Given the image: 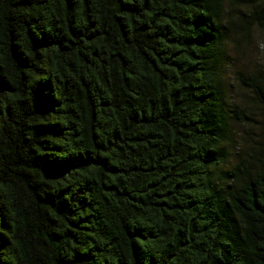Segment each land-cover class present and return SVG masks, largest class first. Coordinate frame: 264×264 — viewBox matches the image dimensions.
I'll use <instances>...</instances> for the list:
<instances>
[{"label":"trees","instance_id":"1","mask_svg":"<svg viewBox=\"0 0 264 264\" xmlns=\"http://www.w3.org/2000/svg\"><path fill=\"white\" fill-rule=\"evenodd\" d=\"M0 264H264V0H0Z\"/></svg>","mask_w":264,"mask_h":264},{"label":"rangeland","instance_id":"2","mask_svg":"<svg viewBox=\"0 0 264 264\" xmlns=\"http://www.w3.org/2000/svg\"><path fill=\"white\" fill-rule=\"evenodd\" d=\"M260 44V40L258 39H254L251 43L245 45H240L239 50L237 52V54H234V58L236 60V62L239 64L240 68L243 69V71L248 70V68L257 61V59L259 58L258 56L261 54V49L263 48L262 46H259ZM245 69V70H244ZM234 97L237 98L238 102L240 104H242L244 107H251L249 106V101L247 100V98L244 95H241V92H239V89L237 87H235L234 89ZM231 91H233V89L231 88ZM254 112V111H253ZM255 127H258V125L253 124ZM252 125V126H253ZM258 132H256L255 134H257ZM239 137H247L243 131H238ZM242 142V141H241Z\"/></svg>","mask_w":264,"mask_h":264}]
</instances>
